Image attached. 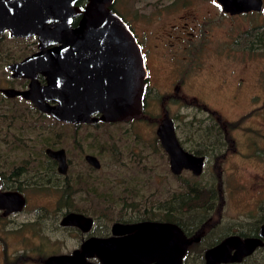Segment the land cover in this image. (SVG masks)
Masks as SVG:
<instances>
[{
    "label": "rangeland",
    "instance_id": "1",
    "mask_svg": "<svg viewBox=\"0 0 264 264\" xmlns=\"http://www.w3.org/2000/svg\"><path fill=\"white\" fill-rule=\"evenodd\" d=\"M168 1L114 0L111 7L150 40L163 30L164 42L175 43L166 50L180 58L187 51L181 41L177 45L176 34H183L184 44H195L194 68L180 81L181 91L194 95L195 103L169 100L165 105L184 146L205 154L201 173L171 171L156 134L159 99L138 119L94 126L58 120L29 98L0 91V174L6 176L4 186L18 187L27 197L23 210L8 216L0 212V264H45L41 259L47 255L78 246L81 233L58 222L66 211L91 215L96 234L106 233L117 220L169 213L194 221L203 213H218L233 225L264 218V29L248 26L249 15L221 14L214 0H193L177 9ZM143 11L156 12L140 18ZM186 30L195 35L190 39ZM37 48L36 35L0 33V88H29L30 79L13 76L9 65ZM179 62L184 69L189 63ZM154 63L162 80L158 90L165 92L166 71L158 69L159 60ZM216 118L227 124L221 135ZM47 147L65 148L66 174L45 153ZM87 152L98 154L100 169L86 162ZM208 244L204 236L192 244L184 264H200ZM231 264H264V251Z\"/></svg>",
    "mask_w": 264,
    "mask_h": 264
},
{
    "label": "water",
    "instance_id": "2",
    "mask_svg": "<svg viewBox=\"0 0 264 264\" xmlns=\"http://www.w3.org/2000/svg\"><path fill=\"white\" fill-rule=\"evenodd\" d=\"M77 1L0 0V32L9 29L12 35H36L39 39L36 51L9 65L13 76L30 78L29 88L2 90L10 96L31 99L40 109L63 121H89L96 117L94 113L109 121L141 116L147 68L133 31L111 7L114 0H87L84 6ZM218 1L231 14L261 7V0ZM77 15L79 19L72 24ZM38 73L45 76V83L37 80ZM157 133L169 151L174 171L182 167L197 171L201 157L179 144L168 117ZM46 150L59 159V169L63 170L64 148ZM87 157L98 166L95 156L88 154ZM24 203L21 192L0 189V208H5V213L22 208ZM91 220L81 212L69 211L62 223L79 224L86 230ZM133 229L134 232L128 233ZM112 233L88 237L81 248L54 253L48 261L53 264H180L186 240L172 223L116 221ZM233 239L228 236L208 249L206 264L239 257L241 251L229 256L225 249L226 242L229 244ZM246 241L251 245L253 239ZM93 255L98 257V262L86 260Z\"/></svg>",
    "mask_w": 264,
    "mask_h": 264
},
{
    "label": "flooded vegetation",
    "instance_id": "3",
    "mask_svg": "<svg viewBox=\"0 0 264 264\" xmlns=\"http://www.w3.org/2000/svg\"><path fill=\"white\" fill-rule=\"evenodd\" d=\"M86 1L87 0H78L77 3L81 6H84ZM192 1L193 0H169L168 3H170L173 6L172 8L177 9L180 6L189 5ZM214 1L216 3V7L221 10V12H220L221 14L223 13L224 15H228V16L249 15V16H251V19L248 20V26L250 25L254 29H259V28L264 29V21H263L264 18L261 19V15L264 14V0H261V7L259 9H251V10H247V11H241V12L235 13V14H231L228 11H225L218 0H214ZM142 10H140V12H142ZM143 12H145V11H143ZM153 12H156V11H152V12L146 11L145 13H140V18H143L144 16L146 17L147 15H149L147 17H151ZM217 13H218V11H217ZM119 14L123 17V19L126 21L128 26L133 31V33L137 39V42L140 45L141 52H142V55H143V58L145 61L146 68H147V77L145 79L146 86H145V92H144V97H143L142 114L146 111L148 106H150L155 100H158V99L161 100V101H159V100L158 101L162 105V116H160L159 122L157 124L156 134H157V137L159 140L160 147L168 155L170 169L174 174H180L183 169H188V170H191L195 175H198L201 173L203 163L205 162V154H202L201 152H197L195 150L191 151L184 146L183 142L179 139V137L176 134L173 119L171 118V116L168 112V109L166 108V105H165L167 103V101H169V100H171L173 103H178L179 101H183V103H185V104L186 103L187 104L195 103L194 95L193 96H186V94L183 91H181V86H180V81H182L183 77H188L189 73H190V69L194 68L193 60L195 59V57H194L195 44L191 43L190 41H189V43L184 44L185 41L182 39L183 34L182 35H179V34L175 35L177 45L179 44L178 42L181 41V43L183 44L182 47L184 48V51H187V54H183L181 56V58L185 59V61H189V63L187 64V67L184 69L183 66H181L180 62H179L181 59L178 55L179 53L173 52L170 49L166 50V46L167 47L170 46L171 48H173L172 45H174L175 43L173 41L170 42L168 39H167V41H168L167 44L164 42L165 33L163 32V30L157 31L156 34L154 35V38L152 40H150V38H149L150 36L148 35V33L145 30L138 33L135 29L134 23H132L128 17L123 16L121 13H119ZM134 15H136V14H134ZM79 17H80V15L75 16L73 18L72 24H76ZM137 20H140V19H137ZM186 27H187V23L185 22L184 24H182L180 29L185 30ZM5 30H8L10 32L9 29H4L3 31H5ZM186 33L189 34L190 39L195 35V32H193L191 30H189V31L186 30ZM10 34H11V32H10ZM168 35L171 36V33L169 32ZM13 36H15V35H13ZM257 42L260 43L261 40L257 41ZM38 43H39V39H38ZM161 44H162V46H160ZM198 45H199V47L204 46L203 42L202 43L199 42L197 44V46ZM179 51H180V49H179ZM157 53H159V54H157ZM155 60H159L160 64L158 66V69L162 68L163 73H164V71H166V73H164L165 76H164L163 81H164V86H166L165 88L168 87L169 89L164 90L165 92H159V90H158V86L160 85L162 80L160 81L159 77H157L156 73L154 72V68H156L155 63H154ZM181 73H182V75H181ZM40 78L42 79V81L40 80ZM37 80L41 84H43V83H45L46 78L42 73H38ZM153 83H155V84H153ZM3 88H5V87H1L0 91L3 92L4 94H6L7 96H10L4 90H2ZM11 97H19V95H14ZM188 99H192V100H188ZM51 103H54V101H51ZM142 114H141V116H142ZM92 115L96 116V117L93 118L92 120H89V121H65V122H70V123H75V124H87V125L92 124L94 126L101 125L102 122H109L110 124L117 122V121L105 120L99 116V113H94ZM139 117H135L132 119H138ZM166 117H168L172 122L173 130H174L175 136H176L179 144L185 150L193 153L194 155L201 157V161L199 163V167H198L197 171H195L194 168H189V167H182L179 171H174L172 169L169 151L165 147L161 136L157 133V129L163 123V120ZM132 119H129V120H132ZM216 119L218 120V125H219L218 129H219V132L221 135V133H222L221 130H224L223 126H225L227 128V124H226V121H221L220 118L219 119L216 118ZM118 121H127V120H118ZM224 135L226 137L225 133H224ZM197 146H199L198 143H197ZM49 148H60V147H49ZM62 148H64V147H62ZM46 149H45V153L55 160V162L58 166V170L62 174H66L68 171V168H69V162L67 159L65 148H64V155H65V164L66 165H65V168L63 170L59 169V166H60L59 159L55 155L50 154ZM262 150H264V149H262ZM88 154L96 157L97 162H98V166H96L93 162H91V160L88 159V157H87ZM84 159L94 169L98 170L102 166V163H101V160H100L98 154H96L94 152L85 153ZM5 178H6L5 175L0 174V189L1 190H17V191L21 192V194L25 197V203H24L22 208H20L18 210H13V211L8 212V213H5V208H0V212H1L2 216H8L10 213H14V212H18L20 210H23L24 206L27 203V197L24 195V193L22 191L19 190L20 188L10 186V185L9 186L3 185L4 183H3L2 179H5ZM200 193H201L200 190L196 191V197L197 198H200L197 195ZM67 194H68V192H67V188L65 186L64 195L66 196ZM189 200L197 201L200 199L190 198ZM184 202H187V201H184ZM67 212H69V211L64 212L59 217V219H58L59 224L62 227L76 230L77 232L81 233V237H82L80 239L79 245L76 246L75 248L71 249L70 252H72L73 250H75L77 248H81L82 244L85 242V240L88 237H91V236H110L113 234L112 233V225L116 221H114L110 224V226L108 227L109 230L106 231V233H103V234L97 233L96 234V233L92 232L94 219L91 215L86 214L84 212H81L86 216H90L92 219L89 227L86 230H84L83 227L79 224H64V223H62V218ZM76 212H80V211H76ZM205 214L206 213H203V215L201 216L202 218H200V219L199 218H193V219H195V221L192 220V218H188V219L182 218L181 219L180 217H177L174 213H169L165 216H160L158 218L146 216V217H137V218H133V219H129V220H117V221L124 222V223H126V222L127 223H138L141 221H159V222L172 223L175 226H177L181 230V232H182V234L186 240L185 246L183 249V253H182L181 259H180V264H184L185 254H186L187 250L190 248V246L192 244L198 242L202 236H204L205 240L209 241V244L205 248L202 249V255L200 256V258H201L200 264H206V259H207L206 251L208 249L218 245L220 242H223L228 236L234 237V239L229 244L226 242V245H225V249L227 251H229V256H233L235 254V251H239V252L241 251V254L236 259L219 260V261H215V264L242 263L246 260V258L252 257L255 252L264 251V229H263V231H261L262 226L264 227V218L260 219V221L258 219H255L251 222H245L244 220H239L235 225H233V224H228L227 220H224L223 218H221L222 217L221 214H218V213H217L218 215L215 213H209L206 215ZM213 214L215 215V217L212 218ZM134 231H135V229H133L132 231H130L128 233H132ZM128 233H126V234H128ZM246 239H251V240L253 239L252 244L250 245L249 241L247 242ZM243 250H248V251L245 252ZM60 253H62V252H60ZM52 254H54V253H52ZM52 254H49L44 259H41V260H43V263L53 264V263L48 261L49 256ZM86 260H91V261H96V262L99 261V259L96 255L86 257ZM148 264H150V263H148Z\"/></svg>",
    "mask_w": 264,
    "mask_h": 264
}]
</instances>
